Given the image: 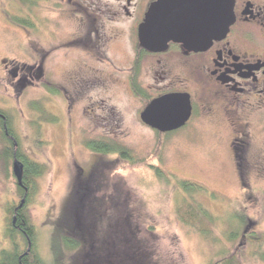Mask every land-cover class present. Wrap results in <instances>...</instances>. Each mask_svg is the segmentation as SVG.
<instances>
[{
    "label": "rangeland",
    "instance_id": "374dc122",
    "mask_svg": "<svg viewBox=\"0 0 264 264\" xmlns=\"http://www.w3.org/2000/svg\"><path fill=\"white\" fill-rule=\"evenodd\" d=\"M40 3L41 15L70 29L68 16ZM33 8L30 0H0V108L20 151L46 169L27 178L32 192L22 203L0 127V253L14 247L8 208L25 205L40 264H222L230 257L235 264H264V112L243 109V119L236 112L229 119L219 104L210 101L211 109L202 110L197 104L185 128L161 136L142 121L145 103L126 71L118 75L90 53L82 64L75 49L68 59L65 49L52 52L45 60L49 74L23 81V67L38 60L34 47H49L46 37L38 42L15 20L27 19L22 10ZM192 89L197 102H208L213 92L209 82ZM91 138L118 144L132 158L93 150L85 143ZM180 179L204 188L192 193ZM188 204L208 215L183 220L180 209ZM64 234L77 242L65 245ZM97 243L110 250V263Z\"/></svg>",
    "mask_w": 264,
    "mask_h": 264
},
{
    "label": "flooded vegetation",
    "instance_id": "af4514ba",
    "mask_svg": "<svg viewBox=\"0 0 264 264\" xmlns=\"http://www.w3.org/2000/svg\"><path fill=\"white\" fill-rule=\"evenodd\" d=\"M41 1L32 0L31 11L22 10L27 19H20L21 14L15 17L34 31L38 42L46 37L49 46L34 47L33 57L38 60L24 65L23 81L49 74L45 60L52 52L65 49L68 59L75 49L81 51L82 64L90 53L114 66L118 75L126 71L133 94L145 103L141 119L153 100L170 93H188L192 106L189 119L175 130L191 122L198 113L197 104L202 110L211 105L210 101L219 104L229 119L235 112L243 119V109L264 112V0H235L234 19L226 33L201 49L188 48L175 40L160 49H151L141 42L140 26L156 0H45L68 16L71 26L66 31L59 29L58 19L40 14L37 7ZM149 63L151 67L145 72ZM173 65H179L178 71ZM14 74L17 76V72ZM208 82L213 90L208 102H197L192 85Z\"/></svg>",
    "mask_w": 264,
    "mask_h": 264
},
{
    "label": "water",
    "instance_id": "95a60500",
    "mask_svg": "<svg viewBox=\"0 0 264 264\" xmlns=\"http://www.w3.org/2000/svg\"><path fill=\"white\" fill-rule=\"evenodd\" d=\"M235 0H156L141 24L139 37L151 49L166 47L169 40L182 42L188 48H203L213 38L222 37L234 19ZM188 93H170L159 97L142 113V119L162 131L175 130L191 115ZM12 170L20 186L24 184V163L15 157ZM22 205V204H21ZM23 264V263H22Z\"/></svg>",
    "mask_w": 264,
    "mask_h": 264
},
{
    "label": "trees",
    "instance_id": "16d2710c",
    "mask_svg": "<svg viewBox=\"0 0 264 264\" xmlns=\"http://www.w3.org/2000/svg\"><path fill=\"white\" fill-rule=\"evenodd\" d=\"M24 1H27V0H24ZM8 122L9 121H8L7 116L3 114V110L0 108V127L4 130L3 135L7 142L4 154L7 158L17 157L20 160H22V162L24 163V182H25V185H27L28 187V194L26 197V201L28 202L30 200V194L32 191L29 192L30 188L28 185L27 178H31V176H35V175L43 173L46 169V166L40 162L29 159L26 155H24L20 151L16 137L10 131V127L7 126ZM8 131H9V134H8ZM158 132L161 136H166L168 133H170V132H162L159 130ZM85 143L88 145L89 148L99 151V152H107V153L117 152L123 158H128V159L132 158L130 156V152L127 149L121 148L118 144H113L109 141H106L105 139L91 138V139H88ZM150 166L153 169L157 170V173L159 175H163V172L156 165L151 164ZM179 182L181 183V186L183 189L187 191H192V193L198 192L204 188V186L196 182L186 180V179H180ZM18 189H19L20 195L24 197L26 193L25 188L18 185ZM199 211L203 212L204 215H208V212H204L202 208H199L198 206L195 207L194 205H191V204L185 205L183 208L180 209V213H181L183 220H186L192 223H195V221L196 222L202 221V217L201 215H199ZM8 212L13 213L10 226L7 232H8V235L11 237V239H13L14 247L11 250H3L0 253V264H22V263L23 264H40V260L36 256V252H35V237H36L35 227L33 223H31L29 215L25 209V205L24 206L15 205V206L9 207ZM235 217L238 218V221H240L241 224L242 222L243 224L247 222V219L244 216V214L243 215L236 214ZM14 218L16 219L15 222H14ZM104 221L108 223L110 220L108 218L104 220H101V218L99 219L100 224L102 223L105 224ZM106 226H108V224ZM202 229L203 231L205 230L204 226L202 227ZM235 232L236 231L233 230L231 232V235L235 234ZM262 237L264 239V236ZM262 237H260V239ZM62 240H63V243L67 246H69L70 243H72L73 241L74 242L76 241L74 238L70 237L69 235H65V234L63 235ZM91 245H92V241H91ZM91 245L89 246L90 249L93 247ZM97 245H98L99 252L100 251L102 252L103 249L105 248V245L103 243H97ZM23 246L25 248L24 250L22 249ZM28 248H29V251L26 252ZM109 251L110 250H108L106 247V249H104L103 251L104 252L103 255H104V260L110 263V259L108 257ZM260 255H261V258L264 259V251L260 252ZM222 264H235V258H232V257L224 258L222 260Z\"/></svg>",
    "mask_w": 264,
    "mask_h": 264
}]
</instances>
